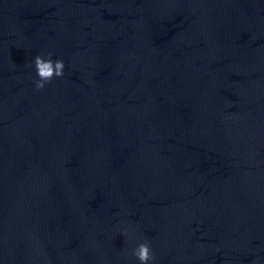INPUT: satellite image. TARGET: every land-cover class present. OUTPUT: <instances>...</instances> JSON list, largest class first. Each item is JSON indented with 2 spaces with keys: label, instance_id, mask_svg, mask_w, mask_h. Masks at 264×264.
Masks as SVG:
<instances>
[{
  "label": "water",
  "instance_id": "95a60500",
  "mask_svg": "<svg viewBox=\"0 0 264 264\" xmlns=\"http://www.w3.org/2000/svg\"><path fill=\"white\" fill-rule=\"evenodd\" d=\"M140 240L264 264V0H0V264H139Z\"/></svg>",
  "mask_w": 264,
  "mask_h": 264
},
{
  "label": "clouds",
  "instance_id": "9594fccd",
  "mask_svg": "<svg viewBox=\"0 0 264 264\" xmlns=\"http://www.w3.org/2000/svg\"><path fill=\"white\" fill-rule=\"evenodd\" d=\"M34 66L36 74L39 77L35 80V87L43 89L49 81L54 77H61L65 71V61L56 57L51 51L40 53L34 57ZM125 235H128L129 230L123 229ZM133 255L138 258L139 264H155V255L151 245L146 240H140L136 243L133 249Z\"/></svg>",
  "mask_w": 264,
  "mask_h": 264
}]
</instances>
